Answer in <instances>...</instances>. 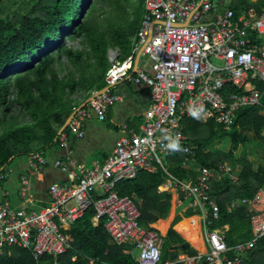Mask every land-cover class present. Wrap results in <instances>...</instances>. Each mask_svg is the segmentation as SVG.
I'll return each instance as SVG.
<instances>
[{"label": "built area", "instance_id": "1", "mask_svg": "<svg viewBox=\"0 0 264 264\" xmlns=\"http://www.w3.org/2000/svg\"><path fill=\"white\" fill-rule=\"evenodd\" d=\"M214 1L145 0L132 55L122 61L117 53L110 54L107 90L85 107L75 108L69 133L61 134L60 148L68 150L67 156L50 161L40 153L28 158L30 173L51 166L71 176L72 181L51 184V205L38 212L13 210L9 200L0 205V257L11 255L14 248L30 251L35 260L64 254L72 242L71 227L94 208L93 222L106 220L113 245L133 246L127 253L135 257L139 252L140 257H135L138 264H163L162 236L153 228L141 227V212L134 200L115 190L117 183L133 179L141 171L154 174L158 167L167 174L169 186L179 192L180 204L200 214L203 222L207 252L180 263L242 264V257L264 239V187L242 202L250 218L251 241L231 248L227 228H216L222 210L212 190L216 179L229 176L232 181L239 180L233 166L200 167L195 180L182 181L169 174L165 160L173 153L185 157L182 165L195 159L197 147L183 133V119L213 122L228 130L241 109L258 107L264 101V0H247L253 6L244 7L239 15L231 8L236 0H230L223 13H218L217 7L224 6V1ZM140 49L141 57L149 58L150 72H133ZM128 79L150 92L151 106L139 131L131 130L118 139L102 164L85 168L74 158L69 136L85 137L86 122L92 116L104 121L109 109L121 101L116 86ZM228 86L240 94L226 95ZM173 142H178V149L169 147ZM12 173L11 169L1 173L0 181ZM21 184L20 198L27 200L32 179L23 176Z\"/></svg>", "mask_w": 264, "mask_h": 264}, {"label": "trees", "instance_id": "2", "mask_svg": "<svg viewBox=\"0 0 264 264\" xmlns=\"http://www.w3.org/2000/svg\"><path fill=\"white\" fill-rule=\"evenodd\" d=\"M25 1L26 7L15 11L20 2L11 0L6 5L0 0V174L15 158L44 154L59 145L58 134L74 109L106 88L110 52L118 50L122 61L131 55L145 15V0ZM98 3L114 8L105 23L99 17L105 10H99ZM251 6L247 0H236L231 8L239 15ZM76 40L78 48L69 45ZM226 91V95L240 94L231 86ZM182 126L189 142L197 147L195 159L182 165L185 157L173 153L166 158L167 169L179 180H195L200 167L236 165L232 155L212 150L221 141L264 146V101L258 107L241 109L228 130L195 119H183ZM64 133H69V127ZM242 164L238 181L229 176L216 179L212 190L222 210L216 228L229 227L227 243L231 248L251 241L250 218L242 202L264 187V166L255 169L247 161ZM166 177L158 167L154 174L141 171L116 184L118 195L132 198L141 212V227L151 229L168 218L172 197L158 192ZM95 216L91 208L71 227L72 242L64 254L35 260L30 251L14 248L11 255L0 257V264H138L127 253L133 246L113 245L106 220L95 224ZM176 230L186 238L193 236L184 225ZM180 251L188 258L199 256L172 227L163 238L162 263L182 264ZM242 264H264V239L242 257Z\"/></svg>", "mask_w": 264, "mask_h": 264}, {"label": "crops", "instance_id": "3", "mask_svg": "<svg viewBox=\"0 0 264 264\" xmlns=\"http://www.w3.org/2000/svg\"><path fill=\"white\" fill-rule=\"evenodd\" d=\"M135 43L136 37L134 38V45ZM114 53H117L119 58L118 50ZM142 65L143 67H141ZM138 69L151 71L149 62L142 63V57L139 60L137 70ZM133 72H136L134 68ZM115 93L121 97V101L109 109L104 121H99L95 116H92L86 122L85 137L79 139L72 135L69 136L70 150L77 162L85 168H92L97 163L102 164L113 151L118 139L129 134L131 130L139 131L144 119V114L151 106L149 90L143 88V86L135 85L129 79L120 82L115 88ZM124 125H127L128 128H124ZM67 154L68 150L61 149L59 143L58 146L49 149L43 155L48 160L52 161L57 158H65ZM28 158L29 157L15 158L4 169V171L11 169L13 173L7 180L0 181V205H2L5 200H9L13 210L23 208L31 212H38L51 205L49 186L53 183L71 182L72 177L51 166H47L36 173L34 172V174L30 173ZM76 174L79 176V173ZM23 176L30 177L33 182L31 196L27 200H22L20 198V189L22 186L21 178ZM158 192L160 194L171 195V211L166 220L158 221L152 228L157 230L162 238H165L169 230L173 227L174 231L190 244L199 255L205 254L207 248L200 214L189 210L187 205L180 204L179 200L181 196L179 192L174 187L169 186L166 179L162 185L159 186ZM190 213L193 214V216L186 218ZM179 219L180 222L175 226L174 224ZM162 224H165L164 231L162 230ZM181 225H184L185 228L193 234L192 238H186L176 230L177 227ZM227 230H229V227H227ZM135 257L137 258V253ZM184 258L188 257L183 255L180 251L179 261L184 260Z\"/></svg>", "mask_w": 264, "mask_h": 264}, {"label": "rangeland", "instance_id": "4", "mask_svg": "<svg viewBox=\"0 0 264 264\" xmlns=\"http://www.w3.org/2000/svg\"><path fill=\"white\" fill-rule=\"evenodd\" d=\"M11 0H3L4 4H8ZM13 1H18L20 2V6L18 8L14 9L15 11H20L24 7H26L27 3L25 0H13ZM136 1V0H134ZM224 1V6L222 7H217V12L218 13H223L224 10L229 6V1L230 0H223ZM213 2H215L213 0ZM98 9L99 10H105L103 12L99 13L100 20H102V23L107 22L109 17L111 16L112 9L114 8H108L105 6L103 3H98ZM26 11V10H24ZM79 41L76 40L74 42L69 43L70 46H74L76 48L79 47ZM112 52H110L111 54ZM143 62H149L148 57H142V63ZM214 63L218 64V61H214ZM143 67V65L141 66ZM74 112V111H73ZM213 151H222L228 155H232L235 160H236V165L233 166V168L237 171V175L240 176V173L243 170V164L242 161H247L251 163L255 169H258L260 166H264V146H261L258 143H252V142H247L246 144H241L239 146H236L234 143L229 142V141H221L217 144H215L212 147ZM229 164H231L229 162ZM189 224V223H188ZM190 225V224H189ZM189 242V241H188ZM204 253V252H203ZM140 257V253L137 252V258Z\"/></svg>", "mask_w": 264, "mask_h": 264}, {"label": "water", "instance_id": "5", "mask_svg": "<svg viewBox=\"0 0 264 264\" xmlns=\"http://www.w3.org/2000/svg\"><path fill=\"white\" fill-rule=\"evenodd\" d=\"M142 51H143V49H140L139 52H138V54H137V56H136L135 67H134L135 71L137 70L139 60H140V58H141V56H142ZM106 90H107V89L105 88L103 91H99L98 93L94 94L92 97H90V98L88 99V101H87L85 104H82L81 107H85L86 105H88L89 103H91V101H92L94 98H96V97L99 96V95H102L103 92L105 93ZM79 108H80V107H79ZM74 115H75V111L70 115V117L67 119V121H66V123L64 124V126L61 128V130H60V132H59V134H58L59 136H60V135H61V134H62V133L68 128V126H69L70 122L72 121Z\"/></svg>", "mask_w": 264, "mask_h": 264}, {"label": "clouds", "instance_id": "6", "mask_svg": "<svg viewBox=\"0 0 264 264\" xmlns=\"http://www.w3.org/2000/svg\"><path fill=\"white\" fill-rule=\"evenodd\" d=\"M170 148H173V149H178L179 148V144L178 142H173L169 145Z\"/></svg>", "mask_w": 264, "mask_h": 264}]
</instances>
